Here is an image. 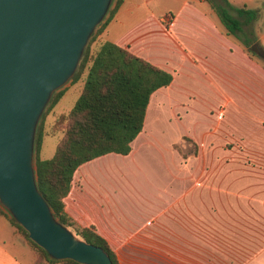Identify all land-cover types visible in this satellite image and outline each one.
<instances>
[{"label":"crops","instance_id":"obj_1","mask_svg":"<svg viewBox=\"0 0 264 264\" xmlns=\"http://www.w3.org/2000/svg\"><path fill=\"white\" fill-rule=\"evenodd\" d=\"M160 1L121 0L97 39L172 80L151 94L127 154L77 167L64 210L119 264H264V61L206 0ZM229 1L259 10L251 26L264 49V0ZM73 84L83 78L64 90ZM35 261L0 213V264Z\"/></svg>","mask_w":264,"mask_h":264},{"label":"water","instance_id":"obj_2","mask_svg":"<svg viewBox=\"0 0 264 264\" xmlns=\"http://www.w3.org/2000/svg\"><path fill=\"white\" fill-rule=\"evenodd\" d=\"M116 2L0 0V209L52 260L112 264L59 221L39 191L36 136Z\"/></svg>","mask_w":264,"mask_h":264},{"label":"trees","instance_id":"obj_3","mask_svg":"<svg viewBox=\"0 0 264 264\" xmlns=\"http://www.w3.org/2000/svg\"><path fill=\"white\" fill-rule=\"evenodd\" d=\"M227 33L243 42L253 55L264 61V49L259 45L252 24L259 10L235 6L229 0H206ZM121 0H117L107 19L90 39L73 82L83 78L82 89L66 112L58 113L46 130L41 121L36 136V174L39 191L52 208L55 216L80 239L100 246L112 264H119L115 252L107 241L91 227L79 226L64 210V197L68 193L73 174L82 163L109 152L127 154L131 141L142 130L147 104L151 94L168 85L170 73L131 53L126 47L111 41L99 42L92 51L90 45L114 16ZM58 91L51 109L63 95ZM58 135L59 141L50 158L41 159L42 137ZM0 213L8 217L1 209ZM25 236L33 249L35 264H80L71 259L52 260L46 251L28 238L27 231L9 218Z\"/></svg>","mask_w":264,"mask_h":264},{"label":"rangeland","instance_id":"obj_4","mask_svg":"<svg viewBox=\"0 0 264 264\" xmlns=\"http://www.w3.org/2000/svg\"><path fill=\"white\" fill-rule=\"evenodd\" d=\"M159 4L160 5H158V6H161V4H162V6L171 5L172 7H174L176 5L175 0L170 1V2L168 0L167 1L161 0L159 2ZM98 43H99L98 39L94 40L91 43L90 47H91L92 51L97 47ZM81 85L82 84H75V85L73 84V85L69 86L65 90L63 95L59 98L58 102L51 109L49 107L46 109V111L44 112L42 119H41V121H43L45 124L46 130L52 125V123L54 122V119L58 113L66 112L73 106V104L75 103V101H76V99L80 93ZM59 137H60L59 134L58 135L45 134L42 137V143H41V148H40V152H39V157L41 159L50 158L53 155V153L55 151V147L59 141ZM21 235L23 237H25L22 233H21Z\"/></svg>","mask_w":264,"mask_h":264}]
</instances>
